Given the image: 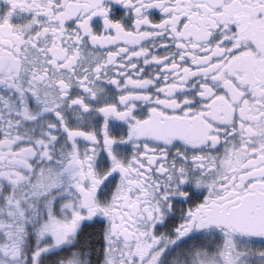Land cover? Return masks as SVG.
<instances>
[{"label":"snow or ice","instance_id":"obj_1","mask_svg":"<svg viewBox=\"0 0 264 264\" xmlns=\"http://www.w3.org/2000/svg\"><path fill=\"white\" fill-rule=\"evenodd\" d=\"M0 264H264V0H0Z\"/></svg>","mask_w":264,"mask_h":264}]
</instances>
